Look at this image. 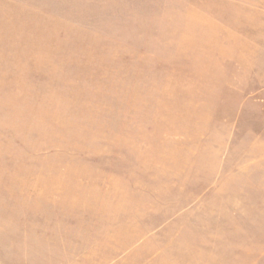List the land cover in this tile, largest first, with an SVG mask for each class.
I'll use <instances>...</instances> for the list:
<instances>
[{
	"label": "rangeland",
	"instance_id": "374dc122",
	"mask_svg": "<svg viewBox=\"0 0 264 264\" xmlns=\"http://www.w3.org/2000/svg\"><path fill=\"white\" fill-rule=\"evenodd\" d=\"M0 264H264V0H0Z\"/></svg>",
	"mask_w": 264,
	"mask_h": 264
}]
</instances>
